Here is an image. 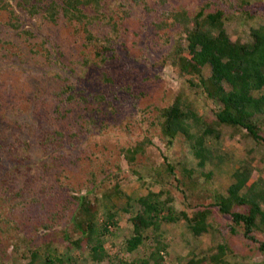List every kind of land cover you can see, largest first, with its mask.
Masks as SVG:
<instances>
[{"label": "rangeland", "instance_id": "rangeland-1", "mask_svg": "<svg viewBox=\"0 0 264 264\" xmlns=\"http://www.w3.org/2000/svg\"><path fill=\"white\" fill-rule=\"evenodd\" d=\"M50 1L31 0L30 6L39 5L38 11L31 15L27 12L28 6L19 4L22 0H0V167H6L3 174L7 175L2 176L0 172V177L4 179L0 185V212L3 211L6 199L11 193L22 192L25 200L36 193H40V198H44V207L35 204L30 212L22 210L18 213L16 218L22 231L16 233L17 238L12 232L8 233L11 234L8 243L5 242L9 244L6 251L8 258L4 263L28 264L30 248L39 250L34 264H43L47 252L60 258L63 264H94L87 261L83 255L86 251H78V248L70 243L80 235L71 232L72 225L67 220L69 217L66 218L68 213L57 207L49 197V194L57 197L55 195L59 190V180H56L58 176L68 177L71 184L77 188L79 183L80 186L89 184L86 180L88 174L93 172L95 183L103 182L104 190L105 187H114L115 174H118L119 191L124 194H114L109 200L103 199L101 193L97 194L103 206H100L101 211L105 213L109 206L112 207L110 210L116 211L114 220L117 227L113 229L115 234L104 237V247L110 255L115 256L117 264L122 258L120 247L132 233L130 217L133 215L123 212L127 198L136 200L146 195L148 189L153 192L160 190L157 184L150 187L147 185L153 177L154 171L151 168L158 167L165 158L175 163L189 160L188 164L194 165V161L188 159L190 143L186 141L185 136L177 134L173 145L167 147V140L162 133L161 110L170 107L179 98L186 110L188 108L196 111L205 121L206 118H211V108L214 106L209 108V105L201 103L203 99H196L183 79H180L170 66H156L171 49L172 40L177 37L176 33L179 31L178 27L168 30L171 40L168 45H163L162 32L154 25L161 21V12L167 13L181 7L192 11L203 0H167V4L163 5H160L158 0H148L154 10L153 16L147 14L144 6L133 5L129 0H105V18L96 20L90 28L100 40L112 35L119 37L117 48L121 51V59L106 62L102 71L107 74L98 68H84L78 64L81 60L80 42L83 36L81 33L76 34L74 28L66 25L64 18L55 23L43 18L42 12ZM57 1L60 3L62 0ZM120 5L125 6V9L120 8ZM85 9L88 14L94 12L89 7ZM253 14L254 20L231 18L224 21V28L231 41L248 42L249 29L264 24V7L260 11H253ZM10 18H14L20 27L12 28L9 25ZM51 35L56 39L54 45L46 39ZM185 54L187 55V52ZM25 70L26 75L16 74ZM204 74H209L207 67ZM106 75L110 79L109 82L104 81ZM72 82L78 89L86 91L85 96L90 95L88 109L92 108L95 116V124L89 125L91 133L88 134L84 130L79 132V137H71V133H78L79 126L84 128L85 117L81 118L85 113L82 111L83 104L74 107L73 113L65 117L55 115L52 111L54 93ZM99 93L104 94L106 100L98 106L95 96ZM260 94H264V88L254 93L255 96ZM4 110L11 112L5 111L6 113L1 114ZM253 121L262 134L264 115L255 116ZM218 131L220 150L217 154H224L232 160L224 163V171L217 169V166L212 168L215 172L211 180L213 190L226 195V189L232 183L230 169H236L238 162L247 158L250 161V181H264V147L255 145L246 137L243 129L233 131L222 127ZM145 138L151 141L146 150L149 160L138 157L136 163L131 166L121 150ZM71 158H74V161ZM54 172H57V175L53 174ZM3 189H6V194ZM182 192L176 191V198L181 199ZM183 210L191 215L186 208ZM131 211L134 212L133 209ZM54 215L56 217L53 218ZM220 219L222 224L216 225L212 216L209 217L208 223L213 224L211 230L215 233L208 230L197 239L190 238V243L195 240L190 245L192 247L187 246L182 250L171 247V256L166 258V261L170 263L172 255L178 251L186 261L189 253H209L213 246L224 243L218 232L224 227L225 218ZM42 221L50 224L53 231L41 229L39 224ZM185 224L184 221L173 226L163 224L161 230L165 232L164 241L169 240L180 245L182 233H187ZM66 227L70 230V239L64 242L60 232ZM262 231L260 229L255 233V237L260 241L264 240ZM226 236L228 247H232L235 253L238 252L230 264H264V253L259 252L254 243L247 242L241 235ZM50 239L54 240V243L45 247V242ZM13 243L19 245L17 253L13 251ZM193 247L196 249L192 250ZM242 256L246 259L243 260Z\"/></svg>", "mask_w": 264, "mask_h": 264}, {"label": "trees", "instance_id": "trees-1", "mask_svg": "<svg viewBox=\"0 0 264 264\" xmlns=\"http://www.w3.org/2000/svg\"><path fill=\"white\" fill-rule=\"evenodd\" d=\"M166 1L158 0L160 5L167 4ZM30 2L31 0H22L19 4L28 6L27 12L33 15L38 11L39 5L31 4L30 6ZM129 2L144 6L147 14L150 13L149 15L153 16L154 10L148 0H129ZM263 2L262 0L254 2L203 0L192 11L181 7L167 13L161 12V21L154 23L155 28L162 32L163 45L170 43L168 30L174 27L179 28L177 37L172 40L171 49L163 55L156 66H170L174 73L183 79L196 99H203L201 103L209 105V108L214 107L211 108V118H206V121L197 115L196 111L188 108L186 110L179 98L170 107L161 110L162 133L167 140V147L173 145L177 134H182L190 143L188 159L193 160L194 165L188 164L189 160L175 163L165 158L158 167L151 168L154 171L153 177L151 183L147 185L150 187L152 184H157L160 190L153 192L148 189L146 195L136 200L127 196L123 212L133 215L130 217L132 233L120 247L122 258L117 264H230L238 252L235 253L232 247H228L226 234L241 235L247 242L254 243L259 252L264 253V240L260 241L255 237V233L260 229L264 234V181H250L249 159L238 162L236 169H230L229 176L232 183L227 187L226 195L213 190L211 183L215 175L212 168L217 166V169L224 171L225 168H222L224 163L232 160L224 154H217L220 150L219 128L227 127L233 131L243 129L246 137L255 145L264 147V132L261 134L259 127L253 121L255 116L264 115V94L254 95L255 92L264 88V24L249 29L248 42L231 41L224 28V21L231 18L254 20L253 11H260L264 7ZM104 5L105 0H62L60 3L57 0H51L42 12L46 21L55 23L58 19L64 18L65 24L74 28L76 34L81 33L82 50L78 64L84 68H98L101 72L107 61L121 59L120 49L117 48L119 37L112 35L100 40L90 28L96 20L105 18ZM88 7L94 12L88 14L85 9ZM122 7L125 9V6L120 5V8ZM125 13L129 12L125 11ZM10 19L9 25L12 28L20 27L17 22L15 23L14 18ZM80 28L81 31H79ZM22 31L25 32V30ZM158 34L160 37V33ZM54 37L51 35L46 39L54 45L56 42ZM46 51H48L47 48ZM48 55L51 56V54ZM206 67L209 70L207 76L204 74ZM103 73L107 74V72ZM16 74L26 75L27 71ZM104 77H106L105 82L110 81L107 75ZM85 92L83 89H78V86L72 82L54 93L52 111L60 117L72 114L74 107L83 104L82 111L85 113L81 115V118L85 117L84 128L79 126L80 131L71 133V137H79V132L84 130L88 134L91 133L89 125L95 124L94 111L92 108L88 109L90 95L85 96ZM95 99L99 106L105 102L106 96L99 93ZM0 107H2L1 103ZM5 111L11 112L4 110L1 114L6 113ZM149 145L151 141L145 138L131 147L123 148L121 153L132 166L138 157L149 160L146 154ZM71 160L74 161V158ZM5 168L1 166L0 172L2 176L7 177L3 174ZM14 172H16L15 168ZM53 174L57 175V172ZM117 176L118 174H115L114 187L111 189L105 187V190L103 182L95 183L93 172L88 174L86 181L89 184L80 186L79 183L77 188L71 184L68 177L58 176L56 180H59V190L55 195L57 197L54 198L49 194L56 206L68 213L66 218L69 217L67 220L72 225L71 232L80 235L70 243L78 248V251H86L83 255L87 261L94 264L104 262L115 264V256L110 255L104 247V237L115 234L113 229L117 227L114 220L116 211L110 210L111 206L105 213L101 211L102 204L97 194L101 193L102 198L108 200L114 194L123 196L124 194L119 191L120 180ZM3 182L4 179L0 177V185ZM2 191L6 194V189ZM176 191H183L181 199L176 198L178 197ZM40 195V193L33 196L31 194L25 200L22 192L11 193L6 199L4 215H2L3 211L0 212V264H5L4 261L8 258L6 251L9 244L6 243L11 235L8 233L12 232L17 238L16 233L22 231L16 218L18 213L22 210L30 212L35 204L44 207V198H40ZM13 200L15 201L12 202ZM183 208L190 211L191 215ZM211 216L216 225H221L220 218H225L224 227L218 232L224 243L213 246L209 253L198 255L189 253L186 261L178 251L177 254L172 255L173 259L168 263L166 258L171 256V247H178L179 250L187 246L192 247L190 245L195 240L190 243V238L197 239L211 230L213 224L208 223ZM47 219L49 220L48 217ZM181 221L186 223L184 227L187 230V233H182L183 236L180 237L182 243L179 245L169 240L164 241L165 232L161 230L163 224L173 226ZM39 226L41 229L53 231V227L44 221L40 222ZM211 231L215 233L214 230ZM60 236L64 242L69 241L68 227L61 230ZM53 243L54 240L50 239L45 242V247ZM12 245L14 253H17L19 245L14 243ZM193 248L192 250L196 249ZM29 251L31 255L28 264H34L39 250L29 248ZM228 257L230 258L227 259ZM241 258L246 259L243 256ZM44 259L43 264H63L60 258L54 257L49 252L45 253Z\"/></svg>", "mask_w": 264, "mask_h": 264}]
</instances>
